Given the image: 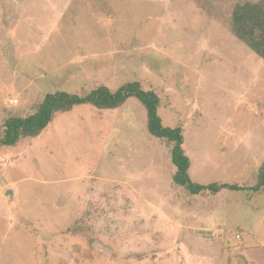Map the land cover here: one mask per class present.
Returning a JSON list of instances; mask_svg holds the SVG:
<instances>
[{"label": "rangeland", "instance_id": "obj_1", "mask_svg": "<svg viewBox=\"0 0 264 264\" xmlns=\"http://www.w3.org/2000/svg\"><path fill=\"white\" fill-rule=\"evenodd\" d=\"M235 1L216 20L196 0H0V137L46 95L138 82L161 127L180 129L192 183L254 187L264 61L221 23ZM172 145L132 96L74 105L0 146V264H264V186L259 200L191 194L172 181ZM76 218L87 233L67 232Z\"/></svg>", "mask_w": 264, "mask_h": 264}, {"label": "trees", "instance_id": "obj_2", "mask_svg": "<svg viewBox=\"0 0 264 264\" xmlns=\"http://www.w3.org/2000/svg\"><path fill=\"white\" fill-rule=\"evenodd\" d=\"M196 1H205L207 6L205 9L209 16L218 20L219 17L214 14V10L219 8L221 0ZM221 23L235 38L244 43L257 57L264 61V0H236ZM139 85L138 82L126 83L114 93H110L107 89L100 87L93 90L88 97L86 96L83 99L63 92L46 95L35 114L17 120L11 118L3 124L4 132L1 133L0 146H13L20 138L38 136L52 120L54 113L68 112L74 105L88 103L95 104L102 110H114L123 104L127 98L135 96L146 109L149 133L153 136L167 139L168 143H173L171 163L175 166V173L172 177L175 185L184 187L191 194L204 190L211 196L223 188L243 192V195L255 194L261 191L264 186V161L259 167L257 182L252 188L225 184L220 186L215 184L201 186L192 183L188 176L189 159L181 148L180 129L171 130L161 127L155 114L157 100L154 93L152 91H142ZM87 231L88 228L85 221L81 222L78 218L73 221L70 228H67V232H71L73 236L87 233ZM248 236L244 239H248L250 241L247 240L249 244H254L256 237L249 236L251 238H248Z\"/></svg>", "mask_w": 264, "mask_h": 264}, {"label": "crops", "instance_id": "obj_3", "mask_svg": "<svg viewBox=\"0 0 264 264\" xmlns=\"http://www.w3.org/2000/svg\"><path fill=\"white\" fill-rule=\"evenodd\" d=\"M258 194H259V192H258ZM261 195H264V192H261ZM254 196H257V200H259V195H257V193H256V195L255 194H252V197H254ZM259 209H260V211L258 212V214H262L263 212H264V202L262 203V205H260L259 206ZM263 215V214H262ZM260 224V223H259ZM259 224H257L256 225V227L254 228V230H255V232H257L258 231V233H262V231L264 230V229H261V228H259L260 226H259ZM263 226H264V224H263ZM258 235H260V234H258ZM262 235V234H261ZM248 238H251V237H249L248 236ZM260 237L258 236V238L256 237L255 239H254V241L255 242H261V238L259 239ZM248 240V239H247ZM249 241V240H248ZM263 241H264V239H263ZM250 242V241H249Z\"/></svg>", "mask_w": 264, "mask_h": 264}, {"label": "water", "instance_id": "obj_4", "mask_svg": "<svg viewBox=\"0 0 264 264\" xmlns=\"http://www.w3.org/2000/svg\"><path fill=\"white\" fill-rule=\"evenodd\" d=\"M8 192H9V193H8ZM6 194H7V195H12L10 191H7V193H6Z\"/></svg>", "mask_w": 264, "mask_h": 264}]
</instances>
